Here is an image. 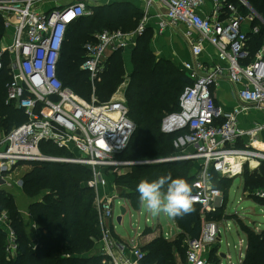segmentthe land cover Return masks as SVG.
<instances>
[{
    "label": "built area",
    "instance_id": "1",
    "mask_svg": "<svg viewBox=\"0 0 264 264\" xmlns=\"http://www.w3.org/2000/svg\"><path fill=\"white\" fill-rule=\"evenodd\" d=\"M108 1L0 0V17L7 27L13 28L12 42L0 44V72L6 68L10 76L6 104L23 109L27 116L25 122L0 140V174L10 180L19 164L45 160L90 167L92 177L86 184L96 192L101 255L110 264H143L146 252L139 244L138 234L124 239L116 232L117 197L101 193L107 185L105 175L111 171L125 172L129 166L144 162L117 158L127 148L136 124L124 98L112 97L100 103L94 90L112 54L137 45L154 10L157 32L162 34L171 27L183 26L182 34L193 56L182 66L191 84L180 96V109L167 114L161 123L163 133L178 134L174 140L177 153L166 159L192 160L196 166L192 195L193 204L201 206L202 230L196 239L186 237L183 264H215L216 258L221 264L219 243L222 227L225 232L230 230L229 214L225 211L220 220L206 217L225 206L224 193L213 185V178L235 177L246 165L255 169L264 162V149L255 143L264 134V121L243 128L239 120L251 106L264 109V44L253 54L250 42L252 35L260 32L255 18L262 17L247 0H141L142 18L134 31L103 29L85 43L81 67L89 74L94 91L87 100L63 84L57 73L58 63L70 26L92 15L95 5ZM208 1L213 8L205 12ZM206 45L213 48L214 56L207 52ZM205 53L213 58L211 62L202 60ZM216 60L225 62L227 67ZM225 75L238 86L239 105L229 112L217 105L213 93V87ZM43 142L65 149L70 156L44 153ZM17 184L22 187V179ZM249 195L264 199V188ZM126 207L128 211V204ZM0 222L11 226L6 210L0 211ZM9 236L7 251L13 256L17 250L13 230ZM243 243L241 239L238 264L245 259ZM215 246L218 251L212 258Z\"/></svg>",
    "mask_w": 264,
    "mask_h": 264
},
{
    "label": "trees",
    "instance_id": "2",
    "mask_svg": "<svg viewBox=\"0 0 264 264\" xmlns=\"http://www.w3.org/2000/svg\"><path fill=\"white\" fill-rule=\"evenodd\" d=\"M248 1L264 19V0ZM141 16L140 10L128 3L112 2L94 7L92 15L73 23L68 30L57 68L63 84L87 100L91 99L94 91L98 102L111 100L123 81L124 66L120 55L123 51H116L108 59L101 80L96 82L93 91L89 74L81 67L85 59L84 45L103 29L134 31ZM149 31L150 27L138 38L132 53L135 67L129 77L125 97L129 116L136 128L127 148L117 156L120 160H158L170 158L177 153L174 140L178 134L163 133L161 123L167 114L180 109V96L185 87L191 84V79L170 60L155 58L148 47ZM4 32V19L0 17V43ZM250 42L254 54L264 44V26L258 34L252 35ZM9 78L8 69L4 68L0 72V132L5 131L6 134L27 119L23 109L12 103L6 104V83ZM41 149L51 156H70V152L49 142L41 143ZM27 164L31 168L22 176V190L31 199L27 211L36 229L34 236L27 231L24 215L13 195L0 188V211H7L17 243L13 257L7 251V231L0 227V264H110L105 256L94 253L101 231L94 206L96 192L86 184L92 177L90 167L72 162L33 161ZM128 169L127 172L111 171L109 174L121 189L118 197L127 199L133 208L139 204L136 189L143 178L151 180L170 172L173 178L185 179L192 190L196 178V166L192 160L140 163ZM239 176L243 177L244 193L251 194L264 188V162L251 170L246 165ZM234 178L214 176L213 185L223 191L225 206L214 213H208V220L223 218ZM257 200L264 206V199ZM193 207L195 211L191 214L175 218L181 230L178 235L184 239H196L201 234V206L193 204ZM240 227L247 237L243 264H264V229L253 231L247 224H241ZM145 230L148 233L153 228ZM181 244V239L168 243L162 235L154 238L142 247L146 252L143 264H177L171 249ZM217 251V246L212 249V258L216 257Z\"/></svg>",
    "mask_w": 264,
    "mask_h": 264
},
{
    "label": "rangeland",
    "instance_id": "3",
    "mask_svg": "<svg viewBox=\"0 0 264 264\" xmlns=\"http://www.w3.org/2000/svg\"><path fill=\"white\" fill-rule=\"evenodd\" d=\"M107 3H109V1ZM254 23L259 26L260 30L261 27L264 26V22L262 19L255 18ZM4 27H5V32L3 35L4 39L2 38L0 44L8 45L12 42L11 36L13 34V28L7 27L5 23H4ZM147 39H148V47L157 60L159 59L170 60L171 63L176 64L177 66L180 67L181 65L180 59L183 49L182 46L183 45L187 46L182 36L178 34H172V35L161 34L151 30L149 31V35ZM136 46L131 45L126 50H122L123 52L120 54L123 60L124 76H123V81L119 84L117 90L113 95L115 99L124 98L126 100L125 93L130 80L129 77L135 67L132 53L133 50L136 48ZM261 110L264 109L254 108L252 109V111L250 110L251 112L250 114L255 113L259 116H262L264 115V113ZM0 134H1L0 135L1 138L7 135L5 131H1ZM30 168H31L30 164L27 163L19 164L15 168L12 177L10 178L11 183L3 186L1 189H3L4 191L18 190L19 185L17 184V181L22 179L23 174L26 171H28ZM248 169L251 170L252 168L249 167ZM105 177H107V180H109V182L112 179L111 177L109 178V175H105ZM227 179H231V178H227ZM228 181L231 182V180ZM109 186L111 188V191L105 194L111 196L112 198L117 197L114 202V209H115L114 224L116 225V232L119 235H121L124 239L133 238L136 236V234H138L137 237L138 236L140 237L139 244L141 247H144L147 246L154 239L153 237H159L160 233L166 230L169 224L174 223L175 221L174 219L168 218L163 214L159 216H152L146 213L145 210L141 208L140 203L137 205V208L131 207L127 199L118 197V194L121 192V189L114 183V180L112 181V184H110ZM101 193H103L102 190ZM249 194H250L249 192L244 193L243 180L238 175V177L234 178L233 180V184L229 190L228 198H227L226 211L229 214L228 218H230L229 219L230 230L225 232L224 227H222L223 233H222V240L219 243L220 244L219 254L220 255L226 254L227 257L225 258L221 257V264H231V263L238 264L239 252L242 246L241 239H243L244 241L243 253L245 255L247 248V237L245 232H243L240 227L241 224L242 226L247 224L253 231L264 229V212L261 210L256 211L257 204H259L258 200L253 197H249ZM29 201H31L30 198H28V202ZM95 202H94V206L97 212L98 225H99L100 216H99L98 208H96ZM127 204H128V211L123 216L122 223H119L117 221V216L120 214V207L122 205L126 206ZM147 218H149L148 223L146 222ZM148 227L153 228V231L145 233L146 231L145 229ZM99 229H100V225H99ZM171 231H167V230L165 231L171 237L168 239L167 238L164 239L168 243H173L176 239L182 240V244L180 246H173L171 249V252L173 254L176 263L179 264L181 263L182 260H184V254L186 251V238L184 239L182 235H178L180 234L179 231L175 235H172ZM141 233L142 235L140 236ZM99 240L96 241L94 253L101 252ZM227 243H229V245Z\"/></svg>",
    "mask_w": 264,
    "mask_h": 264
},
{
    "label": "crops",
    "instance_id": "4",
    "mask_svg": "<svg viewBox=\"0 0 264 264\" xmlns=\"http://www.w3.org/2000/svg\"><path fill=\"white\" fill-rule=\"evenodd\" d=\"M112 2L128 3L131 6H133L135 8H138L140 10L141 14H142L143 3H142L141 0H110L109 1V3H112ZM103 4H108V3L107 2H103V3L95 5L94 7L99 6V5H103ZM212 8H213V3L211 1H208L207 6L204 8V10H205V12H210L212 10ZM151 14H153V15H152V17L150 19V23H149L148 27H150L151 30L157 32V30H156V16H155L154 10L151 11ZM141 18H142V16H141ZM182 28H183V26H180L179 29L171 27L170 29H167L166 31H164L162 34H167V35L178 34V35L183 37ZM174 29H176L177 31H173ZM183 39H184V41H185L187 46H185V45L182 46L183 49H182L181 59H180L181 60L180 68L182 67V65H183V63L185 61H189V60L193 59L192 52H191V49L189 47V44L187 43V41L185 40L184 37H183ZM206 50L211 55H213V48L212 47H210L209 45H206ZM202 60L211 62L213 60V58H210L208 56V54L205 53L202 56ZM216 63L221 64V66L224 67V68L227 67V64L225 62L216 60ZM237 89H238V86L236 84H234L228 78L227 75L223 76L218 81L217 86L213 87V93H214V95L216 97L217 105L219 107H221L222 110H224L225 112L232 111L233 108H235L236 106L239 105V100H238V97H237ZM254 108H258V107L251 106V107H249L246 111H244L240 115L239 120H240L241 127L249 128V127H252V126H254L256 124H260V123H262L264 121V115L259 116V115L255 114V113L250 114L251 113L250 110L252 111V109H254ZM261 111H263V113H264V110H261ZM256 142H257L256 145L258 147L264 149V134L261 135V140L260 141H256ZM127 171H129V169ZM127 171H125V172H127ZM110 177L112 178L111 181L109 182V180H107V185L102 190V192H104V194L108 193L109 191H111V188H110L109 185L112 184V181L114 180V178H113V176L111 174H109V178ZM235 177H238V176H235ZM10 183H8V184H10ZM18 188L19 189L16 190V191L12 190V191H8V192L11 193V195H13L14 199L16 200V203H17L18 207L20 208L21 212L24 215L27 231L30 234H32V236H34V230L36 229V225H35L32 217L29 215V213L27 211V207H28L30 201L28 202V197L23 192L22 187L19 186ZM147 219H149V218H147ZM228 219H230V218H228ZM0 227H3L7 231V245H8L9 241H10V236L9 235H10V232H11L12 228H11V226L9 227V226H7L5 224H2L1 222H0ZM170 228H171V230L175 229V234L178 231H179V233L181 232V230H179V228L177 226L176 221H174L173 224H169L167 226L166 230L167 231H171ZM166 230H164V231H162V233H160V235L162 234V236H164V238H166V236H165L167 234V232H165ZM171 233H172V231H171ZM141 235H142V233L140 234V236ZM153 238H156V237H153ZM14 256L15 255H13V257ZM183 263H184V260H182L181 263H179V264H183ZM215 264H218V263L215 262Z\"/></svg>",
    "mask_w": 264,
    "mask_h": 264
},
{
    "label": "clouds",
    "instance_id": "5",
    "mask_svg": "<svg viewBox=\"0 0 264 264\" xmlns=\"http://www.w3.org/2000/svg\"><path fill=\"white\" fill-rule=\"evenodd\" d=\"M139 203L152 216L183 218L195 211L192 187L183 178H173L169 172L155 179L143 178L137 185Z\"/></svg>",
    "mask_w": 264,
    "mask_h": 264
},
{
    "label": "water",
    "instance_id": "6",
    "mask_svg": "<svg viewBox=\"0 0 264 264\" xmlns=\"http://www.w3.org/2000/svg\"><path fill=\"white\" fill-rule=\"evenodd\" d=\"M263 19V18H262ZM45 161H50V162H64V161H54V160H45ZM168 161H177V159H171V160H167V159H159V160H153V161H144V164H154V163H161V162H168ZM11 181L8 178H3L0 174V188H2L3 186L7 185L8 183H10ZM263 211L264 212V206L257 204L256 207V211ZM127 213V207L122 205L120 207V214L117 216V221L119 223H122L123 220V216ZM171 230V228H170ZM172 234H175V229H172ZM222 257H227L226 254H222Z\"/></svg>",
    "mask_w": 264,
    "mask_h": 264
},
{
    "label": "bare ground",
    "instance_id": "7",
    "mask_svg": "<svg viewBox=\"0 0 264 264\" xmlns=\"http://www.w3.org/2000/svg\"><path fill=\"white\" fill-rule=\"evenodd\" d=\"M255 143H257L256 141H255ZM233 161H235V159H233ZM253 166H256V163H253ZM255 168V167H254ZM243 178V177H242ZM241 188H242V186H241Z\"/></svg>",
    "mask_w": 264,
    "mask_h": 264
}]
</instances>
